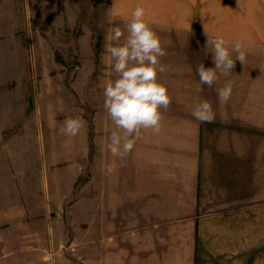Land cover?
<instances>
[{"label": "rangeland", "instance_id": "obj_1", "mask_svg": "<svg viewBox=\"0 0 264 264\" xmlns=\"http://www.w3.org/2000/svg\"><path fill=\"white\" fill-rule=\"evenodd\" d=\"M2 3L0 18L6 27L0 28V74L7 73L9 77H2L7 82L0 85V146L9 134L24 127L19 122L23 117L47 118L54 124L61 122V126L67 118L80 117L94 129L92 119L96 114L97 122L103 123V88L115 79L110 77L114 73L106 52L108 36L115 27L124 29L137 6L144 7L146 19L167 53L160 58L167 71L158 78L167 85L172 102L166 110L161 109L163 120L161 131L156 134L157 151L165 130L181 127L183 131L180 118L193 111L201 100L212 104L215 115L231 111L227 103L219 101L216 91L228 82L233 85L229 101L241 102L234 105L241 107V115L247 112V102H255L257 119L264 121V0ZM204 29L209 38L223 35L230 47L235 41H242L247 56L244 64L235 61L228 76L218 73L211 88L199 84L196 72L200 64L206 68L215 66L213 53L206 47ZM4 54L10 60H3ZM43 127L45 131L47 125ZM259 127L257 132L264 133ZM84 166V175L69 191L71 195L57 206L54 219L30 221L29 227L18 230L23 244L31 245L30 249L6 251L18 246L12 243L16 233L9 231L7 225L0 228V264H190L212 259L208 254L199 258V254L186 250L182 220L156 221L159 227L154 237L140 232L137 226L141 222L138 225L130 219L112 235H107L102 219L91 226L89 189L88 184H83L88 176L87 158ZM258 194V202L264 201V184H258ZM151 241L156 242V252L152 251L154 246H148Z\"/></svg>", "mask_w": 264, "mask_h": 264}, {"label": "crops", "instance_id": "obj_2", "mask_svg": "<svg viewBox=\"0 0 264 264\" xmlns=\"http://www.w3.org/2000/svg\"><path fill=\"white\" fill-rule=\"evenodd\" d=\"M3 60H10L8 54ZM2 77L9 75L0 74V85L7 82ZM238 103L228 101L231 111L217 113L213 123H201L189 112L180 118L183 131L165 130L158 151L156 134L142 130V139L122 160L107 150L115 129L106 110L102 124L94 114V129L84 122L76 137L60 134L61 122L21 118L24 127L0 146V228L13 230L12 243L18 245L6 251L30 249L18 230L55 218L57 206L84 175L87 158L83 184L89 189L91 226L102 219L112 235L130 219L154 237L156 221L182 220L186 250L212 258L190 264H264V201L257 198L258 184H264V133L257 131L264 121L257 119L255 102H247L242 115ZM113 162L116 171L108 175L104 168ZM151 245L156 252V242Z\"/></svg>", "mask_w": 264, "mask_h": 264}, {"label": "clouds", "instance_id": "obj_3", "mask_svg": "<svg viewBox=\"0 0 264 264\" xmlns=\"http://www.w3.org/2000/svg\"><path fill=\"white\" fill-rule=\"evenodd\" d=\"M205 35L206 47L213 53L215 66L206 68L204 64H200L196 72L199 84L211 88L219 78L218 73L228 76L235 68V61L244 64L247 56L242 41L237 40L230 47V42L223 35L209 38L206 30ZM108 40L106 52L115 79L104 85L103 107L115 130L110 134L107 150L113 157L122 160L142 139V130H151L153 134L161 131V109L166 110L172 102L167 85L158 78L159 74L167 71L166 65L160 59L167 53L162 47L160 37L146 19L142 6H137L131 13V18L123 30L120 27L111 29ZM234 54L235 59L232 58ZM216 91L219 101L227 103L231 98L233 85L228 82ZM192 114L201 123H213L215 120L212 104L207 100L197 103ZM83 127L82 118H67L59 128V133L76 137ZM115 171L114 162L104 168L108 175Z\"/></svg>", "mask_w": 264, "mask_h": 264}]
</instances>
